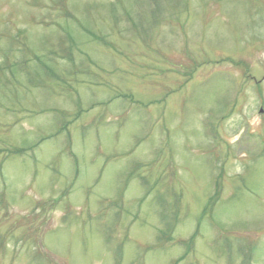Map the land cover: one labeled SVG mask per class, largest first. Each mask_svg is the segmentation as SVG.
<instances>
[{
  "label": "rangeland",
  "instance_id": "374dc122",
  "mask_svg": "<svg viewBox=\"0 0 264 264\" xmlns=\"http://www.w3.org/2000/svg\"><path fill=\"white\" fill-rule=\"evenodd\" d=\"M263 75L264 0H0V264H264Z\"/></svg>",
  "mask_w": 264,
  "mask_h": 264
}]
</instances>
